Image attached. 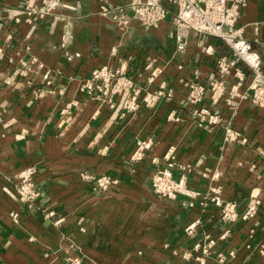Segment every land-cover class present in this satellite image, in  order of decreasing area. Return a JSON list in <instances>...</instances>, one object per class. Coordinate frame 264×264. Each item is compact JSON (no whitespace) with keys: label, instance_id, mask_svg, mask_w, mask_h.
<instances>
[{"label":"crops","instance_id":"crops-1","mask_svg":"<svg viewBox=\"0 0 264 264\" xmlns=\"http://www.w3.org/2000/svg\"><path fill=\"white\" fill-rule=\"evenodd\" d=\"M101 4L61 0L52 14L34 20L23 0H0V264H64L68 256L82 257L85 264H264L259 254L264 108L247 94L249 69L236 59L234 68L220 74L217 62L233 60L232 50L196 32L178 51L171 14L144 28L128 11L127 23L120 25L99 14ZM235 28L259 55L264 71V0H244ZM148 63L162 70L152 87L173 89L171 97L159 98L151 108L140 104L122 114L129 91L116 95L113 107L99 93L79 92L91 71L103 66L144 86ZM236 69L242 73L240 85ZM192 83L206 88L198 104L188 99ZM216 89L218 98L212 97ZM201 109L217 123L201 124ZM226 126L244 141L224 142ZM138 141L150 147L142 159L132 160ZM168 148L175 150L173 179L185 177L190 192L199 194L194 201L160 199L152 190ZM29 166L36 168L40 190L32 207L3 190L14 195L15 176ZM85 171L117 183L97 192L81 177ZM211 189L236 204L237 220L222 222L216 207L201 204ZM252 197L259 205L244 221ZM189 201L192 207L183 206ZM12 212L19 215L17 222ZM196 221L192 235L186 234L185 227ZM207 238L214 245L199 262L193 248Z\"/></svg>","mask_w":264,"mask_h":264},{"label":"built area","instance_id":"built-area-1","mask_svg":"<svg viewBox=\"0 0 264 264\" xmlns=\"http://www.w3.org/2000/svg\"><path fill=\"white\" fill-rule=\"evenodd\" d=\"M61 0H23L25 12L34 20H42L58 7ZM99 14L109 18L117 24L127 23V12H131L135 19L144 28L156 27L160 22L165 20L167 15L171 14L172 24L175 27L176 39L178 41L177 50L183 51L186 45V39L190 32H196L205 36L215 37L224 42L231 50L233 60L222 57L217 62V68L220 74H226L235 66V60H241L249 69L251 78L247 87V94L253 105L264 108V71L259 55L252 50L250 43L242 36L240 30L236 29L238 19L241 17L244 0H132L125 5L114 4L111 0H101ZM7 40L10 39L8 36ZM4 59V51L0 47V61ZM144 70L148 72L145 77L144 86L138 84L131 77H127L121 70L111 69L109 67H100L91 71L89 77L85 79L79 87V92L87 96H93L99 93L106 98L111 107L114 106L113 99L116 95L129 91V95L121 102L122 114L137 110L140 104L147 108L155 106L159 98H168L172 96L173 89L170 87L159 86L152 87L155 79L161 74L162 70L153 66L151 63L145 65ZM234 76L238 79V84L243 80L242 73L236 69ZM216 84H213V87ZM237 86H233L235 90ZM206 88L201 84H190L188 89V99L190 103L198 104L202 101ZM217 93L221 90L216 89L212 97L218 98ZM99 97V95H97ZM95 96V97H97ZM244 97H247L245 95ZM198 121L207 123L211 126L217 123V117L209 113L207 109H201ZM0 116V122H1ZM224 142L232 143L244 141L241 136L233 130L231 126L223 128ZM150 147L149 142L138 141L136 149L132 155V160H140L143 157V151ZM175 150L168 148L162 156L166 165L160 167L152 177V190L154 194L165 200H175L178 197L185 196L191 200L199 194L190 192L186 186V179L181 176L180 180L173 179V169L175 166ZM152 162L158 164L157 158ZM36 168L29 166L19 172L15 178L17 183L13 184L14 195L7 188L4 192L14 197L22 206L32 207L40 197V190L35 182ZM84 181L91 183L92 189L97 192H107L116 185V180L106 175H95L85 171L81 173ZM218 178L214 174L213 179ZM220 191L211 189L208 195L202 197L201 204L213 205L219 210V218L222 222L232 223L238 218L236 204L232 201H224L219 195ZM195 200V199H194ZM193 200V201H194ZM193 201L183 203L189 207L193 206ZM259 201L252 197L247 204L245 212L241 219L246 221L252 218L257 210ZM14 222L18 221L17 213H10ZM198 221L193 222L185 227V233L192 235ZM84 231L83 229H80ZM214 242L207 238L203 244L194 246L193 251L197 254L196 260H201L210 255V249ZM259 254L264 258V240L260 243ZM190 254H184L189 257ZM217 260L223 263L222 254L217 256ZM47 264H53L49 262ZM64 264H85L82 257L68 256L64 259Z\"/></svg>","mask_w":264,"mask_h":264}]
</instances>
